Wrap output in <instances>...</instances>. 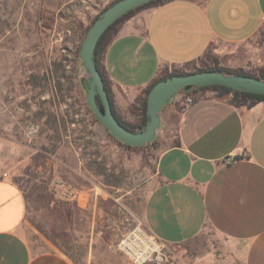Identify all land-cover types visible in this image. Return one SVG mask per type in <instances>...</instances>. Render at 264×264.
Returning <instances> with one entry per match:
<instances>
[{"label":"crops","instance_id":"0c3cea01","mask_svg":"<svg viewBox=\"0 0 264 264\" xmlns=\"http://www.w3.org/2000/svg\"><path fill=\"white\" fill-rule=\"evenodd\" d=\"M262 28L264 0H170L135 13L118 25L101 61L117 114L136 125L140 95L154 82ZM189 96L194 102L185 106ZM157 140L147 231L181 248L177 264H264V102L236 107L209 89L179 93L161 111ZM57 167L50 160V177ZM50 202L52 209L66 203ZM30 205L28 185L0 170V264H74L60 251L30 246ZM211 233L207 246L196 244Z\"/></svg>","mask_w":264,"mask_h":264},{"label":"rangeland","instance_id":"374dc122","mask_svg":"<svg viewBox=\"0 0 264 264\" xmlns=\"http://www.w3.org/2000/svg\"><path fill=\"white\" fill-rule=\"evenodd\" d=\"M115 1L0 0V170L29 187L30 246L60 251L74 264H130L119 250L122 238L136 229L151 235L144 207L159 180L157 136L141 147L119 142L92 112L83 84L90 74L80 56L82 43ZM210 68L264 72V28L244 44L212 46L179 71ZM50 160L59 166L51 177ZM59 177L78 197L53 213L51 184ZM213 238L211 233L196 244L205 247ZM166 248L177 259L181 248Z\"/></svg>","mask_w":264,"mask_h":264},{"label":"water","instance_id":"95a60500","mask_svg":"<svg viewBox=\"0 0 264 264\" xmlns=\"http://www.w3.org/2000/svg\"><path fill=\"white\" fill-rule=\"evenodd\" d=\"M153 1L155 0H119L111 5L91 26L80 50L84 68L90 74L87 101L92 112L114 138L131 147L144 146L156 138L161 126L162 109L181 91L187 92L195 87L217 85L236 91L264 95V80L253 76L226 74L215 70L174 75L159 80L151 88L147 97V127L139 132L125 127L113 112L104 80L94 61V53L103 34L117 20ZM98 96L102 101V107L98 103Z\"/></svg>","mask_w":264,"mask_h":264},{"label":"trees","instance_id":"16d2710c","mask_svg":"<svg viewBox=\"0 0 264 264\" xmlns=\"http://www.w3.org/2000/svg\"><path fill=\"white\" fill-rule=\"evenodd\" d=\"M119 1V0H117ZM117 1H115L114 3H116ZM166 1H170V0H155L151 3H148L142 7H139L138 9L136 10H133L131 12H129L128 14L124 15L122 18H120L119 20H117L104 34L103 36L101 37V39L99 40L98 42V45L96 47V50H95V53H94V61H95V64L96 66L98 67L101 75H102V78L104 80V84H105V88L108 92V95H109V98H110V101H111V104H112V108H113V112L115 114V116L117 117V119L125 126L127 127L129 130H132V131H135V132H139L143 129H145L147 127V124H148V116H147V97H148V94L151 90V88L155 85V83H157L159 80L161 79H165L167 77H170V76H174V75H185V74H188L187 72H184V71H175L171 74H168V75H165L163 76L162 78H160L159 80H157L156 82H154L145 92H144V100H143V106H142V121L141 123L138 125V126H131L127 123H125L121 117L117 114L116 112V109H115V106H114V102H113V98H112V95H111V91H110V86H109V81L102 69V65H101V61H100V57L102 55V52L101 50L104 49L105 50V47H106V44L109 42V40L112 38V36L115 34L116 30H117V27L118 25L123 22L124 20L128 19L129 17H131L132 15H134L135 13L137 12H140L141 10H144V9H147V8H150V7H157L161 4H163L164 2ZM114 3H112L111 5H113ZM110 5V6H111ZM109 6V7H110ZM107 7L96 19L95 21L101 17L104 12L109 8ZM94 21V22H95ZM93 22V24H94ZM92 24V25H93ZM91 28V27H90ZM206 70H215V71H220V72H224L226 74H239V75H247L245 73H239V72H236V71H230V70H224V69H220V68H210V69H201V70H198V71H195V72H199V71H206ZM247 76H253V77H256V78H259V79H262L264 80V72H262L261 74L259 75H247ZM83 84L87 85L88 88L90 87V80H84L83 81ZM193 89H209L211 91H213L219 98L221 99H225L227 101H229L232 105L236 106V107H253L254 105H256L257 103H260V102H264V95H260V94H254V93H247V92H241V91H236V90H232V89H229V88H226V87H223V86H217V85H211V86H206V87H195ZM184 93H186L184 91ZM98 99V103L100 105V107H102V101L100 99V97L98 96L97 97ZM195 99V97H194Z\"/></svg>","mask_w":264,"mask_h":264},{"label":"built area","instance_id":"2783aa9c","mask_svg":"<svg viewBox=\"0 0 264 264\" xmlns=\"http://www.w3.org/2000/svg\"><path fill=\"white\" fill-rule=\"evenodd\" d=\"M194 102V97H185V106ZM52 193L58 202H71L77 199L78 192L64 178H56L51 184ZM119 250L126 256L130 264H177V259L168 252L166 245L152 235L136 229L125 235Z\"/></svg>","mask_w":264,"mask_h":264},{"label":"flooded vegetation","instance_id":"af4514ba","mask_svg":"<svg viewBox=\"0 0 264 264\" xmlns=\"http://www.w3.org/2000/svg\"><path fill=\"white\" fill-rule=\"evenodd\" d=\"M101 52H102V55H103L104 54V49H102Z\"/></svg>","mask_w":264,"mask_h":264}]
</instances>
